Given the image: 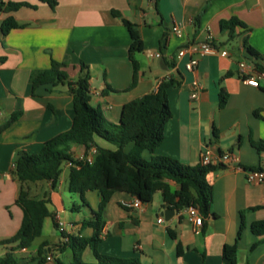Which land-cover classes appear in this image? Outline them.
<instances>
[{
  "label": "crops",
  "instance_id": "crops-1",
  "mask_svg": "<svg viewBox=\"0 0 264 264\" xmlns=\"http://www.w3.org/2000/svg\"><path fill=\"white\" fill-rule=\"evenodd\" d=\"M22 1L35 7L4 11L0 20V257L14 247L1 242L15 235L22 223L23 214L16 205L22 186L12 172L17 155L40 153L46 141L68 131L73 124V97L68 85L40 86L33 91L31 84L32 73L50 68L55 60L68 63L66 70L72 81L81 74V62L89 66L90 104L100 108L110 123L119 122L127 102L156 91L163 80L174 76L181 84L168 91L173 116L155 153L188 165L200 164L207 151L214 158L227 152L240 158L239 166H217L208 175L215 215L206 218L201 227L191 222L187 208L167 221L160 192L141 208L125 207L123 203L133 202L135 197L115 193L104 211L100 253L139 257L143 264H223L225 246L237 245L238 264H264V235L252 231L254 222L264 221V182L250 183L246 174L264 162V152L252 145V141L264 143V77H259L257 88L246 84L239 75V62L243 60L264 67V0H158L157 6L154 0H57L55 8L40 0H0V5ZM8 17L21 27L5 34L3 22ZM232 18L244 22L248 29L237 28L231 40L220 23ZM123 19L137 26L144 42V51L136 55L141 70L133 88L131 38ZM174 25L181 27V37L172 32ZM207 40L218 49L229 50L230 57L202 56L193 49L195 44ZM230 41L236 42L237 47L229 49ZM245 41L261 58L249 55ZM183 48L187 52L178 58ZM156 53H161V57L153 56ZM193 57L199 63L191 71L186 64ZM194 82L202 87L197 99L191 97ZM222 90L228 94L224 107L220 106ZM17 112H22V116L2 130ZM95 141L101 147L116 149L99 137ZM133 146L129 144L126 151ZM94 149L88 152L85 146L74 145L71 153L81 159ZM143 155L151 157L148 151ZM64 168L56 187L48 181H38L26 184L25 189L31 197L49 201V210L59 223L66 225L65 233L91 237L94 230L84 228L83 221L93 219V211L101 202L100 194L87 192L85 198L90 207L85 206L79 194L69 191L70 166ZM167 181L174 190L178 188L176 183ZM65 183L70 197L63 191ZM65 202L74 213L71 218ZM74 206L79 209L73 210ZM160 217L164 218L163 223L158 222ZM50 224L54 226V221L47 218L43 230ZM64 241L68 243L69 239ZM61 243L43 241L34 251L29 248L14 254L27 264H39L35 261L43 258V264H72L73 249L67 246L62 250ZM179 243L181 256L177 254ZM43 244L46 247L40 257ZM55 249L62 261L57 259ZM83 260L96 261L90 247Z\"/></svg>",
  "mask_w": 264,
  "mask_h": 264
},
{
  "label": "trees",
  "instance_id": "trees-1",
  "mask_svg": "<svg viewBox=\"0 0 264 264\" xmlns=\"http://www.w3.org/2000/svg\"><path fill=\"white\" fill-rule=\"evenodd\" d=\"M40 1L53 8L58 5L57 0ZM154 1L157 6L158 0ZM22 7L33 8L35 6L28 1L9 2L4 11L13 12ZM113 13L120 16L118 11ZM123 23L131 38L129 58L133 66L131 84L133 88L138 82L141 70L136 55L144 51V42L133 22L123 19ZM19 27L21 25L13 17H8L3 22L5 34ZM220 27L223 32H228L231 40L235 38L237 28L248 29L247 25L238 18L223 20ZM244 47L252 58H261V55L246 41ZM255 65L258 71H264L263 66ZM67 67L68 63L53 60L50 68L34 71L31 75L33 91L40 86L68 85L73 97L74 119L71 129L46 141L40 153L21 152L17 155L12 172L22 186L16 205L21 209L23 217L16 234L1 242V245L8 244L14 247L0 257V264H16L14 251L31 248L34 241L42 236L47 218H52L54 226L59 229V221L49 210V201L45 198L31 197L25 185L31 182L48 181L56 187L63 174L64 166L69 163L72 164L69 174V191L72 194H79L85 206L90 207L85 198L89 191L98 192L101 202L98 210L93 211V219L83 221L84 228L90 227L94 230L93 236H75L62 232L64 239H69V242H62L59 248L63 250L69 246L73 249L72 264H143L139 257L123 258L102 254L99 251L105 226L104 211L113 195L117 192H124L138 198L142 203H150L154 195L160 192L164 208L181 211L194 207L205 220L215 215L212 211L213 186L208 181V175L216 171L218 167L201 163L188 165L173 157L155 153L164 141L166 124L173 116L168 91L171 87L181 84L174 76L163 80L156 91L127 102L122 108L119 122L110 123L100 108L90 104L91 73L89 66L81 62V74L76 81L71 80L66 70ZM229 75L231 74L226 76ZM227 99V92L222 90L221 107L226 105ZM21 116L22 112L13 114L2 130ZM96 137L114 145L116 149L99 146L95 141ZM131 143L134 146L127 152L126 147ZM74 145H83L88 152L96 147L94 162L87 161L89 153L81 159L74 158L71 153ZM252 145L259 152H264L263 142L252 141ZM145 151L151 153L150 159L144 157ZM167 180L176 183L178 188L174 190ZM77 209L79 207H73V210ZM252 231L256 235L263 236L264 221L254 222ZM172 235L175 236V234ZM45 247L46 244L40 247V257ZM89 247L93 250L96 259L93 263L83 260V254ZM237 250V245L225 246L223 264H238ZM177 254L179 256L183 254L180 243L177 247ZM44 261V258L40 259L39 264H43Z\"/></svg>",
  "mask_w": 264,
  "mask_h": 264
},
{
  "label": "built area",
  "instance_id": "built-area-1",
  "mask_svg": "<svg viewBox=\"0 0 264 264\" xmlns=\"http://www.w3.org/2000/svg\"><path fill=\"white\" fill-rule=\"evenodd\" d=\"M5 10V6H0V20L2 19L3 13ZM172 32L177 36H182V29L179 25H174L172 28ZM193 49L198 52L200 55H222L223 57H230V52L227 49H218L211 41L207 40L205 42L197 43L193 46ZM187 52L186 48H183L178 53V58L183 57ZM155 57H161V53L153 54ZM199 61L197 58L193 57L190 61L186 64V68L188 70H194ZM239 75L241 79L248 85L253 87H259V77H264V71H258L256 65L253 62H249L247 60H243L239 62ZM194 91L191 95L192 99H197L199 96V92L201 90V85L198 82H194ZM97 150L94 149L92 153L87 157V161L92 163L95 159V154ZM240 163V158L233 152H227L224 154L219 155L218 157L214 158L210 151L204 153L201 164L202 165H214V166H229V165H238ZM69 166L72 164L69 163ZM14 168V164L12 169ZM247 180L250 183H263L264 182V162L258 169H251L246 171ZM1 176V175H0ZM123 205L125 207H136L141 208L143 203L135 197L133 202H124ZM187 212L191 222L194 224L195 227H201L204 222L203 216L200 214L198 209L194 207H188ZM159 223L164 222V218L160 217L158 219ZM59 230L61 232H66V225L63 223H59ZM26 251V249H23ZM49 261L52 260V257H47Z\"/></svg>",
  "mask_w": 264,
  "mask_h": 264
},
{
  "label": "rangeland",
  "instance_id": "rangeland-1",
  "mask_svg": "<svg viewBox=\"0 0 264 264\" xmlns=\"http://www.w3.org/2000/svg\"><path fill=\"white\" fill-rule=\"evenodd\" d=\"M227 46L229 49H233L234 47H237V43L234 42V41H230L229 43H227ZM249 62H254V61H250L249 59L247 60ZM64 171H65V168H64ZM66 177L68 178V172L66 171L65 173ZM68 181V180H67ZM68 183H65L64 186H63V191L66 193V195H68V197H70V195L68 194V190H67V185ZM160 195V194H158ZM59 200V206L58 209L61 208V199H58ZM78 204H80V201H77ZM65 205H66V208H67V214L69 216V218H71L74 213L68 209V204L65 202ZM43 241H48L50 244H55V243H59V242H63L64 241V237H63V234L62 232L57 229L55 226H53L52 224H50V226H46V228L43 230V234L41 237L37 238L32 247H31V251H34L36 250L39 245L43 242ZM55 251V255L58 257L57 259L62 261V258H61V254L59 253L58 250H54ZM2 252V248L0 246V253ZM15 259H16V264H27V262H22V259L20 257H17L15 256ZM40 260H36L35 263H38ZM30 264H34V263H30Z\"/></svg>",
  "mask_w": 264,
  "mask_h": 264
},
{
  "label": "water",
  "instance_id": "water-1",
  "mask_svg": "<svg viewBox=\"0 0 264 264\" xmlns=\"http://www.w3.org/2000/svg\"><path fill=\"white\" fill-rule=\"evenodd\" d=\"M161 65H162V67H164V65H165V61L164 60L161 61ZM176 212L177 211L173 210V209H165L163 211V216H165V219L167 221H169L170 219H172V217L175 215Z\"/></svg>",
  "mask_w": 264,
  "mask_h": 264
}]
</instances>
